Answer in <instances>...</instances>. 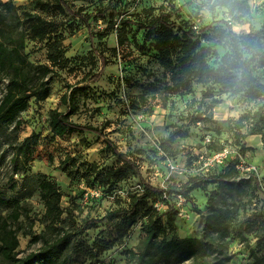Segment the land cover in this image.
<instances>
[{"label":"rangeland","instance_id":"obj_1","mask_svg":"<svg viewBox=\"0 0 264 264\" xmlns=\"http://www.w3.org/2000/svg\"><path fill=\"white\" fill-rule=\"evenodd\" d=\"M12 1L19 7L20 14L29 11L56 21L65 55L69 58L66 67H56V74L50 75V96L40 103L30 101L21 115L19 127L13 123L0 129V196L18 194L25 206L19 220L14 222L8 217L9 208L0 205V221L7 219L18 230V257L38 252L58 237L42 219L44 204L37 186V174L44 173L53 179L64 194L62 206L74 208L75 227L70 229L74 231L84 220L100 219L115 208L114 194L120 195L122 205L126 206L127 191L139 185V178L130 176L118 184L114 194L105 193L103 188L88 187L83 180L72 179L63 171L60 160L67 155L97 162L104 168L117 163L104 148L103 138L93 133L71 132L64 138H54L50 130L49 112L54 108L65 109L61 97L69 86L89 85L73 119L104 128L118 148L128 152L140 165L143 177L154 186H173L181 190L190 177L211 178L226 167L224 182L212 181L205 191L193 190L191 201L182 195L173 196L179 210L173 233L183 239L201 238L206 217L214 218L215 213L223 211L229 226L228 235L219 248L231 256L229 264H258L252 250L257 251L261 233L259 222L264 220V127L259 133L250 134L246 123L241 129L242 137H238L234 124L242 114L264 108V98L254 101L240 94L221 93L217 86L215 95L203 99V92L210 84H193V92L184 94L155 93L147 86L153 80L147 78L148 70L156 73L162 70L154 59V52L138 48L134 40L139 44L144 42V30L137 22L142 20L145 8L155 7L156 15L170 8H181L179 18L198 28L225 26L223 22L226 21L232 27L238 26L239 33L264 24V0H247L251 12L239 19H233L225 8H211L209 0H67L72 12L43 10L36 7L33 0ZM107 6L119 12L114 21L110 11H105ZM127 20L128 25L124 23ZM120 35L125 38L123 46L118 44ZM52 38L53 35L37 41L26 30L25 53L30 61L49 63L47 52ZM213 49L219 55L225 52L220 46ZM100 53L106 57L107 65L100 80L91 84L92 73L102 68ZM258 72L264 75V70ZM5 84H0V99ZM198 105L204 112L203 119L193 123L188 116L196 112ZM183 124L187 135L170 141L169 133ZM32 132L39 134V143L33 161L23 167L16 159L15 148ZM224 150H228V155L221 162L217 154ZM154 205L161 211L167 210L163 201H156ZM145 221L146 218H139L125 242L100 257L101 264H134L128 260L127 251H138L145 236L142 230ZM66 228H70V222ZM112 232V228L101 221L87 230L84 239L91 244L99 236L112 238ZM37 234L41 237L35 238ZM182 250L167 264H213L218 257V252L209 246L198 247L196 255L187 259V249ZM258 254L264 257V248ZM88 261L86 255H81L74 264H87Z\"/></svg>","mask_w":264,"mask_h":264},{"label":"trees","instance_id":"obj_2","mask_svg":"<svg viewBox=\"0 0 264 264\" xmlns=\"http://www.w3.org/2000/svg\"><path fill=\"white\" fill-rule=\"evenodd\" d=\"M103 1V0H99ZM211 8L227 9L233 19L250 14L247 0H209ZM36 7L58 12H72L67 0H33ZM12 0H0V84L6 82L0 99V129L16 123H22L21 115L29 107L30 101L37 103L45 101L51 94V74H56L54 68H64L69 63L66 50L63 47L59 24L34 12L24 11L21 14ZM111 20L114 21L119 12L115 7L107 6ZM144 16L138 21V27L144 30V42L135 45L140 49L148 48L154 52V59L160 73L149 69L147 78H153L147 85L153 92L165 94H184L193 92V84L209 85L203 92V99L221 93L237 95L258 100L264 98V75L258 71L264 70V24L259 28L250 27L249 31L233 32L232 25L224 21L225 26L206 25L198 28L179 18L181 8H170L160 11L157 15L155 7L145 8ZM79 15L78 12H73ZM102 16L105 14L102 12ZM116 23V22H114ZM127 25L130 23L125 21ZM27 25V28L25 26ZM124 29V28H123ZM26 30L32 38L44 41L53 35L48 44L47 59L49 63L36 64L30 61L25 53ZM119 46L125 44V38L119 36ZM220 46L224 54L219 55L213 47ZM113 51L117 52V48ZM102 68L92 73L89 83L100 80L107 59L100 53ZM213 59V60H212ZM89 85L69 86L62 95L61 102L65 109H51L48 124L54 138H64L71 132H90L103 138L104 148L117 159L115 166L104 168L97 162H88L79 156L67 155L60 160L64 172L72 179L83 180L88 187L103 188L105 193H113L118 184L130 176L139 178L137 188L127 191L126 206L122 205V197L114 194L117 206L108 211L100 219H86L79 228L74 229V208L62 206L64 194L59 185L47 174H37V186L40 198L44 204L43 221L57 232L58 237L47 243L38 252H32L25 257H18L20 245L18 230L14 229L7 219L0 221V264H74L77 257L86 255L87 264H101L100 257L117 244H123L130 236L133 225L139 218H146L142 223L145 233L138 251L128 250V260L134 264H167L176 253L187 249V258L197 253L198 247H212L218 252L213 264H229L230 255L219 248L228 235L227 215L223 211L214 214V218L205 219L204 235L201 238H180L174 232L179 210L174 203V195H182L186 200H192L190 193L195 189L207 190L208 184L224 182L227 175L226 167L219 173L204 178L190 177L185 187L176 190L173 186L167 188L154 186L142 175L140 165L128 152L121 151L115 142L105 133L104 128L93 124L80 123L73 119L80 108L81 96L86 95ZM213 101L217 102L215 98ZM201 104V103H199ZM204 112L199 109L188 119L197 123L203 119ZM205 119L207 115L204 116ZM248 125L249 133H259L264 127V108L242 114L235 120V134L242 137L241 129ZM183 124L169 133V140L177 136L187 135ZM39 143V134L32 132L15 148V156L23 167H28L34 159V152ZM256 182L258 179L256 178ZM163 201L167 210L161 211L154 204ZM74 199L72 198V202ZM0 205L9 208V219L16 222L25 210L18 194L0 196ZM104 221L112 228V238L97 237L91 244L85 241L87 230ZM70 222V228H66ZM261 233L258 237L257 251L252 250L258 264H264V257L258 251L264 248V220L259 222ZM214 232V235L212 234ZM172 235V236H171ZM169 236H171L169 238ZM207 236H209L207 240ZM41 237L38 234L35 238ZM47 241V240H46ZM219 243V244H218Z\"/></svg>","mask_w":264,"mask_h":264},{"label":"built area","instance_id":"obj_3","mask_svg":"<svg viewBox=\"0 0 264 264\" xmlns=\"http://www.w3.org/2000/svg\"><path fill=\"white\" fill-rule=\"evenodd\" d=\"M227 155H228V150H224L223 152H220L219 154H217V157L219 158L221 162H223L224 157L226 158Z\"/></svg>","mask_w":264,"mask_h":264},{"label":"clouds","instance_id":"obj_4","mask_svg":"<svg viewBox=\"0 0 264 264\" xmlns=\"http://www.w3.org/2000/svg\"><path fill=\"white\" fill-rule=\"evenodd\" d=\"M232 31L233 32H238L239 31V27L238 26H233Z\"/></svg>","mask_w":264,"mask_h":264}]
</instances>
